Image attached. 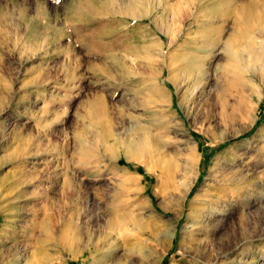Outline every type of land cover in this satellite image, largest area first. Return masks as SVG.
<instances>
[{
    "label": "rangeland",
    "instance_id": "1",
    "mask_svg": "<svg viewBox=\"0 0 264 264\" xmlns=\"http://www.w3.org/2000/svg\"><path fill=\"white\" fill-rule=\"evenodd\" d=\"M249 3L264 6V0H0V264H91L104 248H85L88 238H103L112 214L124 217L113 216L114 224L131 229L121 231L120 259L146 239L134 228L142 216L140 225L153 217L175 231L171 239L159 235L160 264H208L193 258V234L204 242L201 253L222 252L210 264H264V191L244 183H264L263 51L251 40V56L244 54L246 64L263 67L259 77L239 63L241 74L230 69L222 49L233 29L261 35ZM149 8L148 16L129 15ZM166 26L174 35L161 31ZM241 38L234 50L247 41ZM184 56L203 58L205 75L215 73L218 85L206 83L188 105L166 67L176 62L175 70ZM247 79L258 118L228 136L243 123L236 104ZM144 127L167 158L190 162L184 177L175 167L170 199L154 193L155 158L147 171L150 154L124 145L145 137ZM104 139L113 142L116 159L103 149ZM216 157L218 172L209 174ZM193 158H200L197 173ZM134 200L139 205L131 212ZM204 223L212 231L191 235Z\"/></svg>",
    "mask_w": 264,
    "mask_h": 264
},
{
    "label": "bare ground",
    "instance_id": "2",
    "mask_svg": "<svg viewBox=\"0 0 264 264\" xmlns=\"http://www.w3.org/2000/svg\"><path fill=\"white\" fill-rule=\"evenodd\" d=\"M151 9L152 8H149V10H147L146 12H142V13L140 12L138 14L129 13V15L132 16V17H145V16H148L149 14H151V11H152ZM247 9L250 12L251 16L254 17L255 19H257L258 22L256 23V25H257L256 30L261 35H256V33L254 32V30L253 31L246 30L242 34V33H239L238 30L233 29V32L231 34H229V36L227 37V40L225 41L222 49L225 52H227L228 55H229V59L231 60L230 61L231 63L229 64L230 65V69H233L234 68L236 71L234 69L233 70L235 72H238L237 71L238 70L237 63H239L241 69H243V73H248V72L252 73L253 72L257 76L260 77V76H262V68L263 67L260 66L258 68V66H256V65L251 66V65L246 64V61H244V59H245L244 58V54L247 57L248 56H251L250 55V52L252 51V46L250 45L251 42L249 43V41H251V40H254L255 41L256 40L255 43H257L258 46H259V48L261 47L260 48L261 51H263L262 53L261 52L259 53V56L262 58V60H263V66H264V50H262V49H264V19L262 17V16H264V6L260 8L259 6L254 5L253 3H249ZM157 19H158V17H156V20ZM158 21H160V20H158ZM164 23L165 22H163V24ZM162 27H161V31L165 35H167L169 37L172 36V35H174L173 34L174 31L173 32L170 31V28L171 27L170 28H168V26H166L164 28H162ZM243 35H245V37H247V39H246L247 41L239 49L234 50L233 49V45L236 42L240 41L242 39L241 37ZM211 41H215V39L213 38ZM203 49H204V47H203ZM181 60H182L183 64L182 65H178L175 68V70H174V67L175 66L173 64H175L176 62H172L171 61L170 63H167L166 64L167 65L166 67H168V70H169L168 81H172V83H174V85H176V87H178L179 90H181L180 99H181V101H182L183 104H185V105L187 104L188 105V102L194 104L195 103L194 102L195 101V98H197V96H199V91H202V89H203V87H204V85L206 83H207L206 85H209L210 82H213L212 85L213 84H214V86L216 85V83H217V81L215 80L216 79V75H215V73H212L210 79H208V76L207 75L210 76V74H207L206 73V75H205V72L206 71L203 68V65H204V59L203 58H196V59L192 58L191 59V58H187V57L184 56ZM174 71L176 72V74L174 73ZM229 71H231V70H229ZM231 72H233V71H231ZM238 73H240V72H238ZM230 74H232V73H230ZM236 75H238V74L237 73H233L232 74V77L230 76L231 79L232 78L233 79L234 78L237 79L238 77L236 78ZM253 83L254 82L251 79L250 80H248V79L245 80V82H243L242 84L240 83L242 89H239V92L242 90V91H245L246 94L245 95H242L241 94L242 95V100H241V102L239 104H238V101H237V104L236 105L238 106V109H237V113L236 114L239 117V120L240 121L242 120L243 123H241L240 125L238 124L239 126L236 129H234L231 132V134L228 135V136H236L237 134L246 131L247 129L251 128L255 124V121H257V118L258 117H257L256 113L254 112V109L257 107V104L253 101V92L249 91L250 89L251 90L253 89ZM216 86H218V85H216ZM216 89H218V88H216ZM214 91H215V89H214ZM254 92H256L257 97L260 100L262 98V92L257 91V90H255ZM230 94H232V93H230ZM230 94H228V95L226 94V96H229ZM224 95H225V93H224ZM218 101H220V100H218ZM97 102L98 101H96V103ZM228 105L229 104H228L227 100L222 97L221 98V108L220 109H222V111L224 113H226L227 107H229ZM194 107L195 106H193V108ZM231 113L233 114V111ZM202 126H203V124H202ZM105 129L106 128L104 126V132H106ZM142 131H143V135H145V137H141L137 141H135L134 139L132 140V139H129L128 138L129 140H126L125 141L126 144L124 143V145H127L129 148H132V150H135V151L137 150L138 153L141 152V151H143V153L146 152V153H149L150 154V158H146L144 160V164H145L144 167H145V169L147 171L151 169L150 164L148 162H150L152 158H155V161L156 162L154 164L155 165L154 171H155V174H156V176L158 178V190H155L154 193L156 195L157 194H160L161 197H163V198L170 199V198L173 197V184H174V179H175V176H176L174 174L175 167H177L176 169H178L179 171L182 172V176L184 177L187 174V172H188L190 162H188L187 160L186 161L185 160L184 161L182 160L183 162L179 161L180 163L177 162V164H175L173 162L174 160L173 161L171 160V157L169 156V154H168V157H170V158H167L166 155H165V153L162 152L159 144L156 141L151 140L149 130L145 129V127H144L142 129ZM102 133H103V131H102ZM107 136H108V134H107ZM107 136H106V138H107ZM109 136L111 137L110 134H109ZM113 137H115L114 136V132H113ZM117 137H115V139L113 138L115 140L114 141V144L118 143V140L120 139V137L118 139H116ZM107 140H108V138H107ZM107 140L106 139L103 140V142H104L103 149L107 150L110 153V155H111L110 158L116 159L119 155L113 149V147H114L113 145L114 144H113V142L109 144V142ZM120 142H122V141H120ZM100 143H102V142L100 141ZM111 144H113V145L111 146ZM121 145H123V144H121ZM100 147H102V146H100ZM180 154H182L181 151H180ZM193 156H194V154H193ZM218 158L219 157H216L215 161H213V164L209 166V169H208L209 174L213 173L217 169L216 167L218 165V162H220ZM199 159L196 160L195 158H193L194 164H195L194 165L195 166L194 168H195V172L196 173L198 172ZM151 165H152V163H151ZM176 172H178V171L176 170ZM217 172H216V174H217ZM121 178H120V181H121L122 187H124L125 189H129L127 187V185L129 184V182H127V180L129 178L127 179V177H123V175H122ZM133 180H131V181H133ZM249 180L250 181H253V182H248V180H246L244 182V183H246V187H250L254 192H260L262 190L264 191V183L262 181L256 180V178H252V179H249ZM126 182H127V184H126ZM193 182H194V180L185 184L186 185L185 194L188 192V190L192 186ZM119 185H120V183H119ZM131 185H129V186L131 187ZM131 189H135V188H132L131 187L130 190ZM126 192H128V190H126ZM130 192H133V191H130ZM185 194H184V196H185ZM74 197L76 199L74 203H75L76 208H77V211H78L77 212V218L80 219L82 217V214L83 213L80 214L81 207L79 206V201L81 199V195L79 194V192H78L77 189L74 192ZM130 205L132 206L130 208V211L131 212H134V208L136 206H138L139 204H138L137 200H134L133 202L131 201V204H129L128 206H130ZM162 209L164 211H168V208L167 207H164L163 206ZM139 211H140V209H139ZM131 212H130V214H133L134 215V213H131ZM175 215H177V214H175ZM113 216H115L114 218L116 220H118V219L119 220L124 219V217L122 215H120V214H116V215L112 214V216L110 215V220L107 223L108 231L103 236V238L100 239L99 237H95L94 240H91L90 238H88L89 242L86 244L85 248H87V249H91L92 248L95 251H99L100 249L104 248V250H103L104 253H102V255H100V256H96L97 258H95L94 261L91 264H160L161 257H162V255L164 254L165 251H162V252L160 251L159 252L158 249L156 248L159 245L158 241H160V237H161L159 235L163 234L162 236H166L167 238L171 239L172 236L174 235V232H175L174 230H172L171 225L169 223L163 221V220H160V219H157V218H153L151 216L152 219H149L150 220V223L149 224H146L145 226H143V225H140L143 222H138L139 220L142 219V216H140L137 220H135L137 222L134 223V228L139 230L141 236H146V239H144L142 241H139V243H133L129 247V251L130 252L127 251V255H129L128 258L127 259L126 258L125 259H120L119 258V255L116 253V249H117L118 246L121 245V244H119V240H120L119 238L121 237L120 236L121 235V231L122 230L123 231L124 230L130 231L131 229L128 230L127 227L123 229V226L114 224V221L112 222V217ZM130 218H132V219L134 218L135 219L136 217L130 216ZM143 220H145V219H143ZM138 223H139V225H138ZM200 225L201 226L198 229H195V230H193L191 232V235L194 232H201V228L202 227H205L206 228V232H209V230H211V229H208V226H209L208 223H204L203 225L202 224H200ZM67 231L69 232V230H67ZM86 231H87V233L89 232L88 229H86ZM65 234H63V235L65 236ZM193 235H192V241H194V244L191 246V248L193 249L192 251L194 252L193 253V258L194 259H197V256L198 257L200 256L205 262H207L208 264H210V262L214 261V259H215V257H217V255H219V254L222 253V252L221 253H218V252L215 253V252H213V256H212L211 252H206L205 253L203 251L204 253H201L202 252L201 245L204 242H203L202 238L195 237V239H194L193 238L194 237ZM77 236H78V234L76 235V237ZM204 246H203V248H204ZM133 254H135L136 257L132 256ZM195 261L197 262V260H194L193 262H195ZM27 263H30V262L27 261ZM243 263H245V262H242L241 264H243ZM252 263H253V261H252ZM218 264H220V263L218 262Z\"/></svg>",
    "mask_w": 264,
    "mask_h": 264
}]
</instances>
